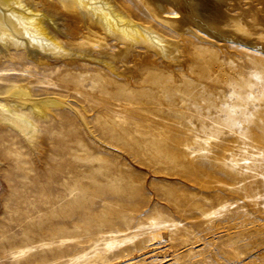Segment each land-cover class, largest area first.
<instances>
[{
	"label": "rangeland",
	"instance_id": "1",
	"mask_svg": "<svg viewBox=\"0 0 264 264\" xmlns=\"http://www.w3.org/2000/svg\"><path fill=\"white\" fill-rule=\"evenodd\" d=\"M117 1L178 42L176 62L143 43L116 62L122 74L81 59L40 65L21 50L0 60L2 91L29 80L34 97L58 94L106 142L68 106L41 122L40 158L0 128V147L25 152L0 173V264H264V50L192 24L182 36L170 6L155 18L141 0ZM238 3L224 27L246 25L264 45V0ZM121 42L108 37L109 53Z\"/></svg>",
	"mask_w": 264,
	"mask_h": 264
},
{
	"label": "bare ground",
	"instance_id": "2",
	"mask_svg": "<svg viewBox=\"0 0 264 264\" xmlns=\"http://www.w3.org/2000/svg\"><path fill=\"white\" fill-rule=\"evenodd\" d=\"M238 1L240 0H141L155 18L156 13L166 10L168 6L174 9V13L181 12V19L175 29L182 36L195 30L189 26L192 24L209 39L217 38L224 43L233 40L248 45L251 49L264 50V45L258 39L244 31L243 27L246 25L241 26V30L224 27L228 22L234 24V16L228 13L227 8L239 6ZM60 10L71 13L77 20V26L68 28V20H64ZM252 17L253 20L247 27L249 30L256 24V19L253 15ZM258 34L264 38V31ZM108 37L121 40L126 43V47L115 55L110 54ZM138 43L154 49L171 63L177 61L180 53L178 42L164 37L151 25L137 20L117 0H0V60H13L16 51L21 50L40 65H51L54 59L67 62L81 59L104 65L111 71L122 74L124 71L118 69L116 62L124 61ZM59 78L62 80L60 85L73 88L64 75ZM30 83L29 80L13 82L4 91L0 89V128H6L14 138L21 135L28 148L40 158L44 149L41 141L46 133L41 129V122L55 115L57 109L68 106L88 131L102 142L82 110L58 94L34 97ZM75 89L81 98L92 104L96 103L90 92L78 90L79 86ZM129 94L130 92L125 91V95ZM80 105L86 111L85 106ZM128 110L132 117H140L132 111L131 106ZM24 154L22 146H1L0 173L4 169L3 163L7 161L12 168H18ZM67 193L71 195L74 191L70 189ZM44 195L50 198L49 193Z\"/></svg>",
	"mask_w": 264,
	"mask_h": 264
}]
</instances>
